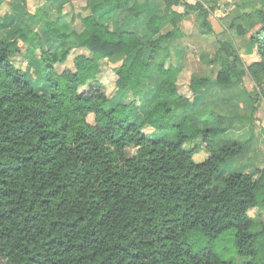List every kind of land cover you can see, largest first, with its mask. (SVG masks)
Listing matches in <instances>:
<instances>
[{
    "label": "trees",
    "instance_id": "16d2710c",
    "mask_svg": "<svg viewBox=\"0 0 264 264\" xmlns=\"http://www.w3.org/2000/svg\"><path fill=\"white\" fill-rule=\"evenodd\" d=\"M56 1L32 14L45 35L19 28L42 65L45 90L18 68L9 38H0V264H234L210 244L196 248L227 232L247 264H264V167L222 172L248 139L211 138L218 128L187 114L212 79L192 74L191 95L181 92L184 66L165 43L183 36L179 21L192 11L199 29L213 32L212 0H163L164 15L150 0H66L52 14ZM229 5L236 13L225 28L248 36L259 58L247 64L232 39L220 40L210 60L220 63L214 82L228 88L249 76L253 114L264 103V0ZM165 21L172 29L163 31ZM79 49L86 52L74 56L75 68L59 71ZM118 54L125 61L115 65ZM101 75L115 82L112 95ZM159 78L139 121L144 83ZM178 114L172 136L145 130L171 127ZM199 138L210 155L198 162V146L184 144ZM129 147L137 153L128 155Z\"/></svg>",
    "mask_w": 264,
    "mask_h": 264
},
{
    "label": "rangeland",
    "instance_id": "374dc122",
    "mask_svg": "<svg viewBox=\"0 0 264 264\" xmlns=\"http://www.w3.org/2000/svg\"><path fill=\"white\" fill-rule=\"evenodd\" d=\"M66 0H57L55 3L50 5L52 14L55 13L57 7ZM143 1V0H142ZM151 2L160 3V13L164 15L170 9L166 6L163 0H150ZM189 2H196V0H188ZM248 0H212V4L216 6L215 10L209 16V21L212 25L213 32L204 33L199 29L198 13L196 11L190 12L187 16H184L179 21V26L183 31V36L179 39L172 40L171 42H165L170 48L177 49L175 57L178 61L183 64V69L178 77L180 85V91L191 95L189 87V81L192 74L196 76H209L210 78L216 77L217 71L220 68V63L212 64L211 59L214 58L215 53L220 47V40L232 39L236 47L243 57L244 61L249 64L259 58L256 50V46L252 45L248 36L240 37L234 33V31L227 30V27L231 18L234 16L236 11L229 5L231 2H246ZM258 2L259 0H253ZM45 3V0H0V38L8 37L13 45V60L18 66L26 73L29 80L32 81L34 86L39 90H45L48 85L46 84L47 79L43 72V68L39 60L34 54V47L30 41L22 40L19 34V28L22 25H27L32 30L45 35V24L44 22H37L33 18L32 14L35 9L41 7ZM76 6H84L85 0H74ZM173 8L177 11L183 12V5H175ZM252 7H248L250 10ZM66 9H69L68 4ZM229 14V15H228ZM226 16V17H225ZM226 18V19H224ZM172 29V25L169 21L163 23V31ZM80 52H86L85 50H76L69 57L68 61L64 64L57 65V69L62 71L63 69H74V56ZM125 61V56L118 54L115 55L111 62L118 65ZM170 62H166L169 64ZM106 63H102L104 66ZM44 74V75H43ZM101 79L105 83L106 92L108 95H112L116 90V84L113 80L108 79L104 75H101ZM162 83V78L157 80H146L144 83V91L142 103L138 107L136 118L141 121L147 110L148 103L153 97L157 88ZM212 88L205 95L204 99L201 100L200 104L195 109H190L187 114L190 116H196L201 121L202 127H216L218 133L211 135V138H224L232 140L248 139L244 148L233 158L227 160L222 164V172L228 174L233 171L249 172L256 168L264 167V103L258 106V109L252 114V106L246 107L245 100L251 99L247 95V90H252L254 87L253 82L246 76L244 78L243 85H236L234 87H220L216 83L210 84ZM234 89V95L230 96V100L226 98L227 102L233 101V104H228L226 107L227 114L234 116L230 119L227 115L226 119L222 121L216 120L219 113L211 104V101L227 97L225 92L227 90ZM217 90V91H216ZM222 90L223 92H221ZM229 96V95H228ZM115 102V99L113 100ZM204 102V103H203ZM113 104V103H110ZM204 105V106H203ZM225 110V111H226ZM87 120L91 123H95V115L89 114ZM247 120V122L245 121ZM172 124L171 127L160 128L157 132H154L155 128L147 127L145 130L150 133L151 137L162 138L165 136H172L178 130H180L179 124L181 121V114L175 116L169 120ZM250 124L253 126L251 127ZM250 126V127H249ZM198 146V151L194 154L195 161H202L210 155V151L205 148V143L202 138L196 141H188L184 144V147L191 148ZM137 153V149L129 147L127 149L128 155H134ZM251 214L256 215L258 210H251ZM263 214V211H260ZM264 217V216H263ZM204 244L212 245L216 251L221 253L226 259H230L234 264H247L249 258L241 257L237 254L235 248V242L231 232L220 235L215 240L202 238L200 243H197L196 248L204 246Z\"/></svg>",
    "mask_w": 264,
    "mask_h": 264
},
{
    "label": "crops",
    "instance_id": "0c3cea01",
    "mask_svg": "<svg viewBox=\"0 0 264 264\" xmlns=\"http://www.w3.org/2000/svg\"><path fill=\"white\" fill-rule=\"evenodd\" d=\"M177 39H179V38H177ZM254 46V45H253ZM202 76H204V75H202ZM212 79V82L214 83V78H211ZM216 85H218V84H216ZM219 87H220V89H222L221 87L222 86H220V85H218ZM231 87H234L235 88V86H231ZM210 88H212V86L210 85ZM210 88H209V90H210ZM229 88V87H228ZM217 91V90H216ZM221 92H223L222 90H220ZM225 93H227L226 94V96L227 97H222L221 99H218V101L217 100H215V101H211L210 102V104L219 112V113H223V116H227V115H229V114H227V110L226 109H228V108H226V107H228L229 105L228 104H233V101H230V102H227L226 101V98L227 99H229L230 100V96L231 95H234V89H231V90H227V92H225ZM229 95V96H228ZM245 102H246V104H247V106L246 107H248V108H250L251 106H252V102H250L249 100L247 101V99L245 100ZM226 106V107H225ZM226 110V111H225ZM222 115V114H221ZM230 119H232V118H234V116H228ZM206 159V158H205Z\"/></svg>",
    "mask_w": 264,
    "mask_h": 264
}]
</instances>
